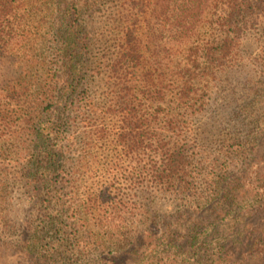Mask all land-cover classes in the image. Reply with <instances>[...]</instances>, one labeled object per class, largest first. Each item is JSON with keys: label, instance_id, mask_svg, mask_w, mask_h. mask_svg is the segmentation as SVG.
<instances>
[{"label": "trees", "instance_id": "1", "mask_svg": "<svg viewBox=\"0 0 264 264\" xmlns=\"http://www.w3.org/2000/svg\"><path fill=\"white\" fill-rule=\"evenodd\" d=\"M257 9H264V0H0V156L21 145L29 187L39 194L46 190L43 202L61 212L62 196L46 177L65 169L61 142H69L68 130L80 123L102 131L99 113L113 112L124 122L119 144L129 141L153 152L150 178L146 174L141 182L192 195L188 143L193 130L187 119L202 109L198 80L215 77L230 64L241 28ZM96 12L119 32L115 54L106 59L111 62L101 67L107 91L100 101L90 79L101 71L87 74ZM41 29L48 46L39 51L27 45ZM163 33L170 38L173 63L168 109L154 102L165 99L166 91L152 79L155 45L163 44ZM160 110L164 113L157 118ZM205 188L200 200L153 222L131 244H114L98 264H264V191L240 172L213 173ZM92 195L93 209L114 203L107 202L109 194ZM51 218L55 233L66 232L62 216ZM41 234L32 228L17 243L0 241V264H73L68 257H74V249L66 238L53 249L42 243ZM82 244L84 249L92 245Z\"/></svg>", "mask_w": 264, "mask_h": 264}, {"label": "rangeland", "instance_id": "2", "mask_svg": "<svg viewBox=\"0 0 264 264\" xmlns=\"http://www.w3.org/2000/svg\"><path fill=\"white\" fill-rule=\"evenodd\" d=\"M93 16V43L88 54L91 70L87 74L90 77L93 70L101 71V75L90 79L92 94L100 101L107 91V75L101 67L111 62L106 59L115 54L114 39L119 32L116 26L111 28V22H101V13ZM239 20L241 24L242 19ZM162 26L163 32L168 30V19ZM203 30L207 34L208 26ZM42 36L43 29L37 35L33 33L27 46L33 43L39 51L45 50L48 43ZM240 36V45L234 48L230 64L217 76L198 80L201 89H197L196 98H201L202 109L187 119V128L193 130L188 143L192 154L188 167V180L194 188L192 195L153 185L150 180L141 182L146 174L150 178L148 163L155 159L153 152H145L129 141L128 146L119 144L118 134L124 122L113 112L101 111L98 128H103L102 131L95 132L87 125L84 127V123L70 128V141L61 142L65 169L61 167L46 176L48 181L55 182L52 190L61 194L64 211L49 209L47 202H43L46 190L39 194L36 188L29 187L31 179L22 175L26 161L22 159L21 145L15 144L8 155L0 156V183L5 184V191H0V241L17 243L27 230L38 228L46 247L67 239L75 254L72 257L69 253L68 262L98 264L109 251H114V244H131L153 222H162L167 215L200 200L207 192V178L213 173L246 174L252 186L263 193L264 186L260 185L264 183V9L253 12L251 21L241 28ZM161 42L162 45H155L159 63H155L152 79L159 87L163 86L166 94L165 99L154 102L157 107L168 109L173 63L166 33ZM156 113L158 118L164 112ZM88 133H93L92 137H86ZM170 135L171 132L165 135L166 141ZM92 194H109L112 200L107 202L114 203L93 209ZM61 216L68 224L66 232L55 233L50 219ZM84 242L92 245L84 249Z\"/></svg>", "mask_w": 264, "mask_h": 264}]
</instances>
